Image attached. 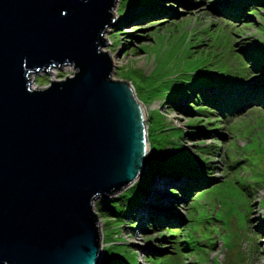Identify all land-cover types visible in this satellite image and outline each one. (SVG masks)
Returning <instances> with one entry per match:
<instances>
[{
    "label": "rangeland",
    "instance_id": "1",
    "mask_svg": "<svg viewBox=\"0 0 264 264\" xmlns=\"http://www.w3.org/2000/svg\"><path fill=\"white\" fill-rule=\"evenodd\" d=\"M123 1L115 3L113 25L103 34L108 43L102 50L113 63L110 77L129 81L147 109L153 165L168 153H182L195 160L197 173L170 185L156 178L150 188L157 187L153 203L161 207L144 200L125 222L109 210L100 214L101 198L94 199L103 264H264V96L255 102L238 94L227 101L200 93L197 100L195 93L180 99L183 112L162 97L208 72L244 79L240 82L257 94L243 55L253 40L264 65V4L241 6L244 14L232 10L230 17L214 9L219 0H156L138 7ZM73 67L30 73V88L72 76ZM153 165L148 163L150 170Z\"/></svg>",
    "mask_w": 264,
    "mask_h": 264
},
{
    "label": "water",
    "instance_id": "2",
    "mask_svg": "<svg viewBox=\"0 0 264 264\" xmlns=\"http://www.w3.org/2000/svg\"><path fill=\"white\" fill-rule=\"evenodd\" d=\"M116 2L0 0V264H100L92 201L145 170L142 102L102 50ZM65 65L72 76L30 88Z\"/></svg>",
    "mask_w": 264,
    "mask_h": 264
},
{
    "label": "trees",
    "instance_id": "3",
    "mask_svg": "<svg viewBox=\"0 0 264 264\" xmlns=\"http://www.w3.org/2000/svg\"><path fill=\"white\" fill-rule=\"evenodd\" d=\"M241 1L243 2L242 5L240 3ZM124 2L126 3L131 2L134 5V7H138L142 5L144 6L148 4L149 5L155 4L156 0L154 1L124 0L123 3ZM215 3L216 6L214 7V9L218 8L220 13H224L225 15L231 17L233 12L231 13L230 11L235 10V12L239 13V15H243L244 11L241 9V13H240L239 10L241 6H243L242 8L245 7L248 8L247 5L249 4H252V6H259V4L263 5L264 0H219L216 1ZM232 18L237 19L238 17H232ZM115 42H119V41L116 40ZM115 42L113 41L112 44H114ZM254 42L255 41L253 40L248 42L251 49L248 52H246L245 54L246 57L245 55H243L245 59L243 57L242 58L246 60L245 70L248 73H250L251 76H254L253 74L259 76L257 80V84L259 85L257 89L258 91L257 94L252 93V90L250 89L249 86H248L249 90H247L248 88L245 87V83L240 82L241 80H236L231 78V76L227 73L222 74V73L208 72L203 74L202 76L196 74L195 77L191 79V81L184 82L188 84L187 86L179 84L178 86L171 87L170 91L165 92L164 95L162 96L166 100V104L172 103V107L174 109L179 111L181 110L182 112L186 111L185 109H183L180 99L184 97L187 98L189 96L193 97L195 93H197L195 99L198 98V95H200V93L201 95L211 93L210 97H213L215 100H218L219 98H221V96H223L227 101L233 98L237 100L238 99L237 95L241 94L245 100H254L255 102L261 101L258 99V97L264 96V65L262 64L261 54L258 51V49L255 47ZM240 50L243 51L242 48ZM199 98H203V97H199ZM214 102L213 103L209 102V103L213 104L217 108ZM261 103L262 106H264V103L263 102ZM152 153H153V148H151V144H150V151L146 157V169L141 175V177L133 185H131L129 188L124 190L120 195H117L114 198L100 199L99 202L100 205H97L96 207V209L99 210L100 214H103V216H107L105 212L106 210H109V212L113 214L112 217H117L118 220L123 219L122 222H125L126 214H131L136 207H142L144 205V200H146L147 198L150 185H152V182L156 178L171 177L175 179L176 177H180L182 175L191 176V174L193 175V173L195 174L197 173V171H195V169L197 170V168L193 164V161L195 160L191 158V155L186 154L187 155L186 156L182 153H177V154L168 153V155L158 165L155 166L150 161V159L152 158ZM148 163H151L153 165L152 167L153 170L149 169ZM207 182L208 181H205L203 184H206ZM180 189H182V192L187 191L189 193L190 191L189 188L187 189V187ZM207 191L209 190L206 189L204 192ZM156 200H158V196ZM128 218H130L131 220L132 215H130V217ZM135 224L136 222H133L131 226L133 227L135 226ZM105 240L107 239L106 238L104 239V243ZM105 247L106 246L103 247V250H105ZM102 260H103V256L101 257L100 264H103Z\"/></svg>",
    "mask_w": 264,
    "mask_h": 264
},
{
    "label": "bare ground",
    "instance_id": "4",
    "mask_svg": "<svg viewBox=\"0 0 264 264\" xmlns=\"http://www.w3.org/2000/svg\"><path fill=\"white\" fill-rule=\"evenodd\" d=\"M157 3V2H156ZM142 106H143V108H144V111H145V114L147 113V109H146V107L142 104ZM157 180H159V182L162 184H166V185H170V184H173V183H175L176 181V179H174V178H171V177H169V178H167V177H161V178H158ZM156 180V182H158ZM158 182V183H159ZM178 182H183V181H178ZM195 183V182H194ZM156 186H155V184L153 185V187L152 188H150L149 189V192H148V194H147V198H146V204L147 205H150V206H156L155 208L157 209V206H160L161 207V205H162V202H160V204H154L153 202H156V198H157V195H156V192L158 193V191L156 190V188H155ZM159 194V193H158ZM262 240H264V238H262Z\"/></svg>",
    "mask_w": 264,
    "mask_h": 264
},
{
    "label": "clouds",
    "instance_id": "5",
    "mask_svg": "<svg viewBox=\"0 0 264 264\" xmlns=\"http://www.w3.org/2000/svg\"><path fill=\"white\" fill-rule=\"evenodd\" d=\"M251 77H254V78H255L256 76H251ZM257 77L259 78V76H257ZM239 80H240V79H239ZM241 80H242V79H241ZM243 81H244V80H243Z\"/></svg>",
    "mask_w": 264,
    "mask_h": 264
}]
</instances>
